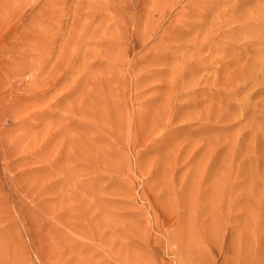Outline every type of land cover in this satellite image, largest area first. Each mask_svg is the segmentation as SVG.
I'll return each instance as SVG.
<instances>
[{"label": "rangeland", "instance_id": "obj_1", "mask_svg": "<svg viewBox=\"0 0 264 264\" xmlns=\"http://www.w3.org/2000/svg\"><path fill=\"white\" fill-rule=\"evenodd\" d=\"M0 264H264V0H0Z\"/></svg>", "mask_w": 264, "mask_h": 264}, {"label": "bare ground", "instance_id": "obj_2", "mask_svg": "<svg viewBox=\"0 0 264 264\" xmlns=\"http://www.w3.org/2000/svg\"><path fill=\"white\" fill-rule=\"evenodd\" d=\"M0 68H1V66H0Z\"/></svg>", "mask_w": 264, "mask_h": 264}]
</instances>
